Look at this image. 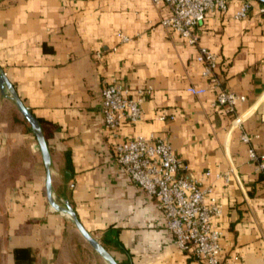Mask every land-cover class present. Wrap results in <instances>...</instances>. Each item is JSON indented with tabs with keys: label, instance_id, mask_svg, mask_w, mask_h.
I'll return each instance as SVG.
<instances>
[{
	"label": "crops",
	"instance_id": "0c3cea01",
	"mask_svg": "<svg viewBox=\"0 0 264 264\" xmlns=\"http://www.w3.org/2000/svg\"><path fill=\"white\" fill-rule=\"evenodd\" d=\"M244 0L210 12L196 28L198 45L217 56L225 90L244 96L233 115L213 108L197 46L165 29L169 16L151 0H0V69L38 120L50 154L51 192L67 202L84 229L118 264H200L173 244L157 200L114 161L104 129L101 90L116 83L150 86L142 120L124 124L116 140L166 138L187 178L210 172L222 209V259L264 264V174L248 160L264 153L263 4L238 20ZM130 38L127 43L120 36ZM189 87L206 88L194 96ZM163 116L164 121L159 117ZM46 169L36 138L0 92V264H107L73 222L48 203ZM106 245H104V244Z\"/></svg>",
	"mask_w": 264,
	"mask_h": 264
},
{
	"label": "built area",
	"instance_id": "2783aa9c",
	"mask_svg": "<svg viewBox=\"0 0 264 264\" xmlns=\"http://www.w3.org/2000/svg\"><path fill=\"white\" fill-rule=\"evenodd\" d=\"M155 6L163 5L169 16L161 25L174 33L189 46H197L196 61L202 65L201 76L208 90L215 92L213 108H221L233 115V125L241 127V118L236 115L238 104L245 97L227 91L217 74V56L198 45L196 28L210 12H226L230 0H151ZM251 3L244 0L235 14L238 20L247 17ZM264 18V4L259 7ZM120 41L127 43L130 38L121 35ZM206 88L189 87L187 92L194 96L204 95ZM152 87L138 88L134 91L116 83H106L101 90V114L103 126L115 140L113 144L114 161L129 179L147 195L157 200L165 225L173 244L182 252L188 253L200 264H231L222 259V233L216 219L222 209L213 196L214 182L226 175H216L210 180V172L199 177L187 178L184 166L166 138L154 136H135L116 140L118 130L124 124H136L142 120L141 106L146 97L151 96ZM164 121L163 116L159 117ZM240 140L248 145V160L256 170L264 174V153H258L250 146L251 139L242 134Z\"/></svg>",
	"mask_w": 264,
	"mask_h": 264
},
{
	"label": "water",
	"instance_id": "95a60500",
	"mask_svg": "<svg viewBox=\"0 0 264 264\" xmlns=\"http://www.w3.org/2000/svg\"><path fill=\"white\" fill-rule=\"evenodd\" d=\"M264 4V0H257ZM0 92L3 96L10 98L14 101L21 115L24 117L28 125L30 126L38 147L41 153V157L46 169V180H45V189L48 203L53 210L59 213L66 215L75 225L76 229L84 240L89 244V246L107 263V264H118L117 261L110 255L109 252L93 237L91 236L81 225L79 220L76 217L75 212L72 210L71 206L66 202L64 206L59 205L51 192V176H50V154L48 146L44 139L40 124L38 120L33 116V114L24 106L22 101L17 96L14 88L9 83L2 69H0Z\"/></svg>",
	"mask_w": 264,
	"mask_h": 264
},
{
	"label": "trees",
	"instance_id": "16d2710c",
	"mask_svg": "<svg viewBox=\"0 0 264 264\" xmlns=\"http://www.w3.org/2000/svg\"><path fill=\"white\" fill-rule=\"evenodd\" d=\"M104 244V243H103ZM104 245H106V244H104Z\"/></svg>",
	"mask_w": 264,
	"mask_h": 264
}]
</instances>
